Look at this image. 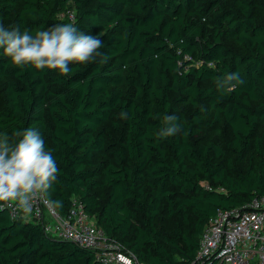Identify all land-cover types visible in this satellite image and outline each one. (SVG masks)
Wrapping results in <instances>:
<instances>
[{"label": "trees", "instance_id": "1", "mask_svg": "<svg viewBox=\"0 0 264 264\" xmlns=\"http://www.w3.org/2000/svg\"><path fill=\"white\" fill-rule=\"evenodd\" d=\"M58 23L100 36L104 55L61 75L0 49V133L40 130L58 213L78 197L140 261L189 264L218 209L264 196V0H0L9 30ZM230 73L243 83L218 90ZM164 115L183 130L157 137ZM0 264L99 263L0 210Z\"/></svg>", "mask_w": 264, "mask_h": 264}, {"label": "clouds", "instance_id": "2", "mask_svg": "<svg viewBox=\"0 0 264 264\" xmlns=\"http://www.w3.org/2000/svg\"><path fill=\"white\" fill-rule=\"evenodd\" d=\"M105 47L98 35L86 34L73 23H58L31 34L29 30H11L0 25V49L18 68L56 70L61 75L71 72L70 63L95 62ZM243 83L238 73L217 78V88L232 92ZM127 119V113H121ZM163 126L156 136L166 138L183 129L174 115H164ZM13 140L0 133V201L14 204L24 214L33 212V200L39 198L51 209L63 208L62 200H49V190L58 180L59 166L38 128L27 127L13 133Z\"/></svg>", "mask_w": 264, "mask_h": 264}, {"label": "built area", "instance_id": "3", "mask_svg": "<svg viewBox=\"0 0 264 264\" xmlns=\"http://www.w3.org/2000/svg\"><path fill=\"white\" fill-rule=\"evenodd\" d=\"M0 210L10 218L39 224L52 237L93 252L99 264H147L108 236L78 197L70 211L61 215L43 200H33V212L24 214L7 201ZM189 264H264V196L241 208L218 209L206 225L194 259Z\"/></svg>", "mask_w": 264, "mask_h": 264}, {"label": "rangeland", "instance_id": "4", "mask_svg": "<svg viewBox=\"0 0 264 264\" xmlns=\"http://www.w3.org/2000/svg\"><path fill=\"white\" fill-rule=\"evenodd\" d=\"M72 18V16H70Z\"/></svg>", "mask_w": 264, "mask_h": 264}, {"label": "water", "instance_id": "5", "mask_svg": "<svg viewBox=\"0 0 264 264\" xmlns=\"http://www.w3.org/2000/svg\"><path fill=\"white\" fill-rule=\"evenodd\" d=\"M71 243V242H70Z\"/></svg>", "mask_w": 264, "mask_h": 264}]
</instances>
